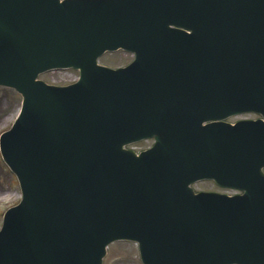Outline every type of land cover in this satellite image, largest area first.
Masks as SVG:
<instances>
[{
	"label": "water",
	"instance_id": "water-1",
	"mask_svg": "<svg viewBox=\"0 0 264 264\" xmlns=\"http://www.w3.org/2000/svg\"><path fill=\"white\" fill-rule=\"evenodd\" d=\"M119 48L129 65H97ZM57 68L78 82L36 81ZM0 86L23 97L0 264H101L119 239L144 264H264V120L222 121L264 119V0H0Z\"/></svg>",
	"mask_w": 264,
	"mask_h": 264
},
{
	"label": "rangeland",
	"instance_id": "rangeland-1",
	"mask_svg": "<svg viewBox=\"0 0 264 264\" xmlns=\"http://www.w3.org/2000/svg\"><path fill=\"white\" fill-rule=\"evenodd\" d=\"M132 59V56L123 51H117L111 54H104L98 59L99 64L118 67L127 64ZM76 76L74 71H63L62 73L54 72L46 75H40L39 79L48 82L65 83L69 82ZM21 104V97L13 89L0 87V134L8 130L13 123ZM151 142H139L129 148L140 150L148 147ZM195 191L209 190L227 195H233L236 192L219 188L211 181H201L192 185ZM16 192H19L18 185L11 172L0 159V226L2 214L4 210L14 203ZM126 248L123 244H115L113 249L115 252L107 257L104 264H141L138 258L134 256L125 258L122 256V251ZM130 257V256H129Z\"/></svg>",
	"mask_w": 264,
	"mask_h": 264
},
{
	"label": "flooded vegetation",
	"instance_id": "flooded-vegetation-1",
	"mask_svg": "<svg viewBox=\"0 0 264 264\" xmlns=\"http://www.w3.org/2000/svg\"><path fill=\"white\" fill-rule=\"evenodd\" d=\"M241 118L257 119V118H259V115H257V114H245V115H242ZM118 243H121L124 246H126V248H124V250L122 251L123 257L131 259L134 256L135 258H138L137 244L133 243V242H129V241L115 242V243L111 244L107 250V257L115 252V249H113V246L115 244H118Z\"/></svg>",
	"mask_w": 264,
	"mask_h": 264
}]
</instances>
